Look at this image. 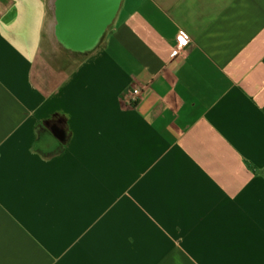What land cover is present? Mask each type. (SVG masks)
I'll return each instance as SVG.
<instances>
[{
	"label": "crops",
	"instance_id": "crops-1",
	"mask_svg": "<svg viewBox=\"0 0 264 264\" xmlns=\"http://www.w3.org/2000/svg\"><path fill=\"white\" fill-rule=\"evenodd\" d=\"M122 41L79 190L22 182L0 115V264H264V0H140Z\"/></svg>",
	"mask_w": 264,
	"mask_h": 264
},
{
	"label": "water",
	"instance_id": "water-1",
	"mask_svg": "<svg viewBox=\"0 0 264 264\" xmlns=\"http://www.w3.org/2000/svg\"><path fill=\"white\" fill-rule=\"evenodd\" d=\"M139 2L0 0V82L12 92L0 106L5 136L24 152L25 140L33 145L44 122L58 119L65 142L58 189L82 187L93 101L107 84L121 81L124 23ZM72 168L79 174L67 184Z\"/></svg>",
	"mask_w": 264,
	"mask_h": 264
},
{
	"label": "flooded vegetation",
	"instance_id": "flooded-vegetation-1",
	"mask_svg": "<svg viewBox=\"0 0 264 264\" xmlns=\"http://www.w3.org/2000/svg\"><path fill=\"white\" fill-rule=\"evenodd\" d=\"M59 130L58 119L44 122L38 140L27 146L29 152L26 153L30 154V157L25 154L22 162L24 167L22 182L31 186H41L48 196L58 191V153L65 143L58 137ZM19 177L13 182L20 183ZM68 197L70 198V194Z\"/></svg>",
	"mask_w": 264,
	"mask_h": 264
},
{
	"label": "built area",
	"instance_id": "built-area-1",
	"mask_svg": "<svg viewBox=\"0 0 264 264\" xmlns=\"http://www.w3.org/2000/svg\"><path fill=\"white\" fill-rule=\"evenodd\" d=\"M181 38H183L184 40L183 43L181 42ZM189 42H190V38L186 34L181 32L178 36L176 43L174 44L175 51L176 52L181 51L184 48V46H186ZM140 94H141V90L139 88H134L131 94L127 96V100L128 101L136 100L140 96Z\"/></svg>",
	"mask_w": 264,
	"mask_h": 264
},
{
	"label": "rangeland",
	"instance_id": "rangeland-1",
	"mask_svg": "<svg viewBox=\"0 0 264 264\" xmlns=\"http://www.w3.org/2000/svg\"><path fill=\"white\" fill-rule=\"evenodd\" d=\"M72 256L73 257L66 258V260H64L63 262H62V260H59L57 264H77V261H76L74 255H72Z\"/></svg>",
	"mask_w": 264,
	"mask_h": 264
},
{
	"label": "snow or ice",
	"instance_id": "snow-or-ice-1",
	"mask_svg": "<svg viewBox=\"0 0 264 264\" xmlns=\"http://www.w3.org/2000/svg\"><path fill=\"white\" fill-rule=\"evenodd\" d=\"M181 42H182V43L184 42L183 38H181Z\"/></svg>",
	"mask_w": 264,
	"mask_h": 264
}]
</instances>
